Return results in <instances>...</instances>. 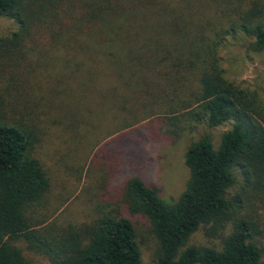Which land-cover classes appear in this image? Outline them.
Returning <instances> with one entry per match:
<instances>
[{"label": "trees", "instance_id": "trees-1", "mask_svg": "<svg viewBox=\"0 0 264 264\" xmlns=\"http://www.w3.org/2000/svg\"><path fill=\"white\" fill-rule=\"evenodd\" d=\"M172 1L0 0V15L19 24L0 47L10 52L33 28L47 29L50 43L66 57L60 76L73 87L105 90L115 86L113 76L132 86L133 94L157 92L166 104L163 116L181 130L184 121L210 127L231 122L217 146L202 136L187 147L189 178L175 201L167 202L136 176L125 182L120 201L149 219L158 243L155 264H264L262 249L252 241L261 230L258 220L243 212V196L248 206L251 197L264 200V101L258 90L228 79L218 55L224 37L236 29L252 38L254 49H264V8L254 4L228 27L192 11L188 26ZM2 104L0 264H27L13 244L18 239L50 264H144L134 226L118 207L101 210L83 226L33 220L50 187L33 155L37 129L21 119L7 121ZM236 172L243 183L228 196ZM228 223L219 247L188 243L202 226L216 234Z\"/></svg>", "mask_w": 264, "mask_h": 264}, {"label": "rangeland", "instance_id": "rangeland-1", "mask_svg": "<svg viewBox=\"0 0 264 264\" xmlns=\"http://www.w3.org/2000/svg\"><path fill=\"white\" fill-rule=\"evenodd\" d=\"M170 3L179 7L180 23L188 26L193 24L192 11L201 10L215 22L218 19L217 24L228 27L232 19L254 4L264 8V0ZM18 29L13 18L0 15V43ZM37 29L33 28L30 36L10 52L0 47L1 112L9 122L21 119L37 129L33 155L50 180L42 205L32 212L33 220L47 219L58 227L83 226L101 210L118 207L134 226L142 262L155 264L158 243L149 219L142 213H131L120 201L125 182L139 177L157 189L161 198L175 201L189 178L184 162L187 147L202 136H209L217 146L231 122L210 127L204 121H184L187 128L181 130L163 116L166 104L159 103L162 99L157 92L133 94L132 86H122L113 76L109 80L115 86L105 90L87 93L73 87L60 76L66 59L62 50L50 43L47 29ZM251 40L240 29L231 31L219 46L218 55L225 76L242 87L258 90L264 101V49H254ZM61 89L64 94H59ZM242 183L241 174L236 172V182L227 195L236 194ZM243 199V212L250 211L258 220L261 230L252 241L262 249L264 259V200L251 197L253 204L248 206L246 196ZM228 231L229 223L216 234L202 226L188 243L219 247ZM13 244L21 249L27 264H50L45 255L28 249L23 239Z\"/></svg>", "mask_w": 264, "mask_h": 264}]
</instances>
